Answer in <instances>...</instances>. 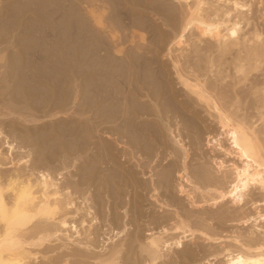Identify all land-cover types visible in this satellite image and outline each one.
<instances>
[{
	"label": "bare ground",
	"instance_id": "obj_1",
	"mask_svg": "<svg viewBox=\"0 0 264 264\" xmlns=\"http://www.w3.org/2000/svg\"><path fill=\"white\" fill-rule=\"evenodd\" d=\"M145 1H85L93 25L73 0L0 16V264H264V0H171L178 25ZM32 51L81 70L77 123L46 126L55 94L28 71L55 61Z\"/></svg>",
	"mask_w": 264,
	"mask_h": 264
},
{
	"label": "rangeland",
	"instance_id": "obj_2",
	"mask_svg": "<svg viewBox=\"0 0 264 264\" xmlns=\"http://www.w3.org/2000/svg\"><path fill=\"white\" fill-rule=\"evenodd\" d=\"M1 2H0V16L2 15V14H4V13H7L8 12V9H9V7H10V5H12V3L15 1H10V0H0ZM10 1V2H9ZM74 1V3L76 2V4H78L79 6H78V8H77V11L76 12H78V13H80V14H82V16H85V17H83L84 19H89L88 21L90 22V24L91 25H93V23L91 22V20H92V18H91V16L88 14V11H89V9L91 8V6L90 7H88L89 6V4H86L87 3V1L88 0H73ZM86 1V3H84ZM145 1V0H144ZM169 2H171L172 3V7L174 6V7H176V9H174V19H175V23L177 24H180V21L183 19V17L186 15L185 14V12H184V10L183 9H181V8H179V5L177 4V3H173L171 0H168ZM146 3H147V1H145ZM5 3H6V5H5ZM1 5H2V7H1ZM86 5H87V8L85 9V7H86ZM4 6H6V7H4ZM6 8H8L7 10H6ZM89 8V9H88ZM88 9V10H87ZM4 10V12L2 13V11ZM86 11H87V13H86ZM106 11H105V15H106ZM256 15H259V13L257 12V14ZM81 16V15H80ZM87 16L89 17V18H87ZM91 19V20H90ZM153 20H154V22H156V24H158L159 26H160V28H161V31L163 32V33H165L166 35H168L169 33H171V28L170 27H168V26H163L162 24H163V22H162V20L161 19H159L158 17H153L152 18ZM176 20L178 21V22H176ZM168 24V23H167ZM177 24V25H178ZM115 31H117V30H115ZM112 32V33H115L116 34V36H118L119 35V33H117V32ZM136 31V32H135ZM107 32H108V30H107ZM132 32H133V34H132V37H133V35H134V37H136V38H133V39H135V40H133V42H139V40H138V37H137V35H139L140 33V31H138L137 32V30H132ZM193 33H194V35L193 36H191V37H188L190 40L189 41H194L195 39H194V37H195V34H196V32L195 31H193ZM108 34V33H107ZM137 34V35H136ZM129 35H130V33H129ZM105 36H106V34H105ZM131 36V35H130ZM189 36V35H188ZM5 38H7V37H5ZM106 38H107V36H106ZM109 38V37H108ZM107 38V39H108ZM0 40H2V38L0 39ZM3 40H5L4 38H3ZM137 40V41H136ZM147 42V48L148 49H151V50H153L154 48L152 47V46H150V44H149V41H146ZM127 43H128V46H127ZM126 44H125V46L126 47H129L131 44L129 43V42H127ZM149 44V45H148ZM124 46V47H125ZM131 46H133V44L131 45ZM0 48H2V50L0 49V51H2V52H0L1 53V57L2 56H4L5 54H7V53H9L10 52V48H8L6 45H0ZM3 48H5L6 50H4ZM7 48H8V52H7ZM7 53H6V52ZM33 53H31V55L33 56V54H34V56H36V52L34 53V51H32ZM42 51H40V53H41ZM52 52L53 51H50V52H48V53H42V55H40V57L42 56V57H44V54H46L45 56L47 57V59H49V60H51V58H52V60H54L55 62H53V61H49V63H47V64H49V69L51 70V72H50V70H46L45 68H48V67H45L46 65H40V67L42 68H40L39 66H38V68H37V65H38V63H37V65L36 64H34L33 66H35L36 68H32L31 70H30V72L28 71V73H31V75H35V76H37V74H33L34 73V71L36 70V72L35 73H38V75L40 74H42V75H45V76H43V80L46 78L47 80H44V81H42V79L40 80L41 82H43L44 83V85L46 86V88L47 89H50L54 94H55V98L56 99H54L53 97L51 98V99H49V104H48V109H47V111L49 110V108H50V111H48V112H46L47 113V115L49 116L48 117V120H46L45 121V123H46V126H50L51 124H53V123H56V122H58V121H60L61 119V121H65V119H67V123L68 122H74V123H77V121L76 120H78V110L76 111L75 109H78L79 107H78V105H79V101H78V99H80L79 97H80V94H79V90H77V88L79 89V84L78 83H80V71L81 70H78L79 69V67L77 66V64L75 65V64H73V66H72V63L71 64H69V63H65V65L63 64V62H61V61H59L58 60V63H60V64H57V59H54L55 57H54V54H52ZM2 53H4V54H2ZM54 53V52H53ZM37 54H39V51L37 52ZM8 55V54H7ZM7 55H5V57L7 56ZM49 55H52L53 57H49L48 58V56ZM32 56H26V58L27 57H32ZM32 57V59L31 60H33L35 57ZM25 57V56H24ZM38 58H39V56H37ZM36 57V59H38ZM42 57H41V59L39 60H36V59H34V62L36 63V62H38L39 61V63H41V61H44V59H42ZM161 57V56H160ZM2 58H4V57H2ZM1 63L0 64H2L3 62L2 61H0ZM52 62V63H51ZM54 64V65H53ZM57 64V65H56ZM60 65H64V67H62L61 66V68H60ZM70 65V66H69ZM44 66V67H43ZM59 66V67H58ZM58 67V68H57ZM71 67V68H70ZM63 68H66V69H63ZM40 69V73L37 71V70H39ZM52 69H54V70H52ZM79 71H77V70ZM46 72H48L49 74H47V73H45V71ZM43 73H42V72ZM52 71H54L55 72V75H56V78H55V75H54V72H53V74L52 75H54V76H52L51 75V73H52ZM56 71H57V74H60L59 76L61 77V79H60V77L56 74ZM73 71V72H72ZM62 72V73H61ZM76 73H78V75L76 74ZM64 74H66V77H65V75ZM48 75V76H47ZM49 75L53 78H55V79H53V80H55L54 82L51 80L50 81V79H52L51 77H49ZM65 77V79H64V77ZM67 75H68V77H67ZM69 76H70V78H69ZM75 78H77V79H75ZM58 79H60V80H62L63 81V83L61 82V84H59V82H57V80ZM73 79H75V80H73ZM79 79V80H78ZM48 81H50V82H48ZM79 81V82H78ZM47 82V83H46ZM55 82H57V84L55 83ZM66 83V85L68 86L69 85V83H70V88H68V89H70V91L68 90V91H66L67 89V86L65 85V83ZM69 82V83H68ZM77 82V83H76ZM49 83H51V84H49ZM76 86H75V85ZM49 85V86H48ZM52 85V86H51ZM56 85H58L57 87H58V89L60 90H58V92H57V90H56ZM64 85H65V89H64V92H66L65 94H64V92L62 93V95L64 96H62V97H60L59 95H60V93H61V91H62V89L64 88ZM54 86H55V88H54ZM62 88H61V87ZM75 86V87H74ZM54 88V89H53ZM54 90H56V91H54ZM74 90V91H73ZM56 92V93H55ZM60 92V93H59ZM69 92V93H68ZM57 93H59L58 95H56ZM69 94V95H68ZM77 94V95H76ZM65 95H68V96H66V97H68V98H65ZM69 96H72V97H70V99H69ZM34 97H36V96H34ZM60 97V98H59ZM73 97H75L76 99H74ZM61 98H64L65 100H63L62 99V103H58L56 100L58 99V101L61 99ZM52 99H54V103H56L57 105L55 106V105H53V103H51L52 102ZM67 99V100H66ZM68 99H69V102L70 103H68ZM63 101H64V103H63ZM67 102V103H66ZM77 103H78V105H77ZM61 104H66V106H62ZM71 104V105H70ZM74 104V105H73ZM58 105H60V107L58 106ZM51 106V107H50ZM53 106V107H52ZM57 107V108H56ZM78 107V108H77ZM56 108V109H55ZM60 108V109H59ZM55 109V110H54ZM27 110H29V109H26V111L25 112H27ZM58 110H60L59 112H61V114H58L57 116L58 117H56L55 118V114L58 112ZM62 110V111H61ZM74 110V111H73ZM53 111H54V113H53ZM55 111H57L56 113H55ZM65 111H66V113H68V114H65ZM69 111H70V113H69ZM4 112L6 113H8L9 111H5L4 110ZM58 112V113H59ZM72 112H74V113H72ZM38 113V112H37ZM37 113H35V111L34 110H31L30 109V111H29V113H25V116H31V114L33 115V114H35L34 116H32V118H38L39 119V117H40V115H39V113H38V115H36ZM76 113V114H75ZM29 114V115H28ZM62 115V116H61ZM69 115V116H68ZM70 115H71V118H70ZM77 115V116H76ZM36 116V117H35ZM51 116H53V117H51ZM64 116V117H63ZM66 116H68V117H66ZM50 117H51V119H50ZM6 119H8V117H5ZM5 118H3V122H4V119ZM41 118V117H40ZM71 120H70V119ZM6 119H5V122H6ZM9 119H15V118H13V116L11 117V118H9ZM7 120V122L8 123H10V121L11 120ZM50 119V120H49ZM74 119V120H73ZM52 120V121H51ZM70 120V121H69ZM4 122V125H5V127L4 128H6V123ZM16 122L18 123V124H20V125H22V126H25V128H27L29 125L27 124V123H23L21 120H16ZM20 122V123H19ZM8 123H7V127H8ZM48 123V124H47ZM24 124V125H23ZM37 124V123H36ZM40 124H44V122H40ZM3 125V126H4ZM31 127V126H30ZM32 127H34V126H32ZM31 127V128H32ZM9 128V127H8ZM8 128L6 129V130H8ZM22 129L24 128V127H21ZM53 133V132H52ZM52 133H51V135H52ZM202 139H203V137H202ZM200 148V150H196V153H197V157H196V159H198L199 157H202L199 153H203L204 154V158H199L198 160H199V163H203V165H205L206 167H208V170H212L213 168V166L211 167V165L209 164L210 162V160L208 159V157H209V155L211 154L210 153V150L208 149V147L205 145V140H202V143H201V146L199 147ZM166 162L167 161H164L163 163H165L164 165H166ZM210 165V166H209ZM70 174H67V177L68 178H70V176H69ZM70 179H73V177L71 176V178ZM173 181L170 183L171 185H172V194H166V199L167 200H170V195H175L176 193H174L175 192V179L173 178L172 179ZM169 196V197H168ZM261 195H255L254 197H260ZM168 197V198H167ZM165 199V198H164ZM147 204V203H146ZM145 203H144V205L146 206H144V208L145 209H147L148 208V206L146 205ZM152 208V207H151ZM259 208H261V207H259ZM157 210V209H156ZM240 211H244V213H247L248 215H250V216H253V217H255V211H254V209L251 207V206H245L244 208H243V210H240ZM98 212H100L101 214H100V216H103V214H102V210L100 209V210H98ZM253 225H255L253 222H250V224H248V227H246V229H252V227H253ZM236 227H234V228H229V231H234V229H235ZM145 229H147V228H145ZM143 234V235H142ZM141 234V236H142V238H143V236L144 235H146L147 233L146 232H144V233H142ZM189 246H191L190 244H189ZM50 255V254H49ZM48 254H46V256H49ZM37 257H39L38 258V260L40 261H44L46 258H43V256H42V254H38V256ZM174 257V256H173ZM191 264H201V262L199 263V262H195V263H191Z\"/></svg>",
	"mask_w": 264,
	"mask_h": 264
}]
</instances>
